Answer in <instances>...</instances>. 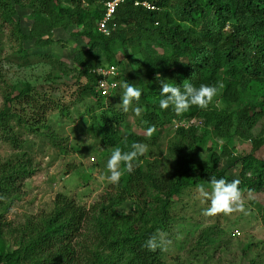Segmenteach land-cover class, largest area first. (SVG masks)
<instances>
[{
    "label": "trees",
    "instance_id": "trees-1",
    "mask_svg": "<svg viewBox=\"0 0 264 264\" xmlns=\"http://www.w3.org/2000/svg\"><path fill=\"white\" fill-rule=\"evenodd\" d=\"M105 1L0 0V19L12 25L17 14L13 5L30 6L35 14L30 35L25 36L18 26L19 37L15 32L13 35L20 41H35L39 49L55 44L57 30L80 29L71 34L72 38H82L87 43L75 62L80 68V79L86 80L80 88V97L94 100L101 110L94 120L95 137L107 151L115 147L128 151L135 142L154 146L159 137L157 131L171 126L174 120L201 118L205 121L202 129H175L176 135L169 145V167H157L143 155L134 162L131 173L124 171L116 187L121 202L134 197L138 198L137 202L148 200L142 211L138 203L139 222L148 225L153 219V227L145 226L144 233H139L138 222L134 221L124 223L121 233L115 232L111 225L114 220H108V208H103L95 220L98 243L93 252L88 250L93 257L85 256L86 264H156L161 251L151 250L148 241H156L157 224H167L173 201L183 190L210 188L211 176L232 181L229 173L240 166L242 192L264 194V162L255 157V152L264 147V137L253 139L252 135L256 123L264 122V0H148L160 8L157 12L129 2L118 8L108 37L98 32ZM118 49L138 51L143 65L133 73L126 71L114 59ZM104 57L108 58L107 62L102 61ZM107 66L118 68L119 84L126 80L143 90L139 125L146 133L154 128L150 136L119 133L125 117L105 101L120 88L109 97L97 91L100 78L96 71ZM157 75L181 88L184 82L196 87L214 86L217 95L207 109L193 106L183 116H176L172 107L167 110L159 107ZM37 90L27 85L19 92L6 94L0 110V145H8L18 152L25 143V135H45L43 129L48 130L46 122L53 111L65 114L63 108L48 105V101H53L50 94ZM216 102L230 113L213 110ZM16 106L23 109L19 111ZM212 134H218L227 144L220 156L213 152L207 164H197V150L206 145ZM240 139L252 142L249 155H234L231 151ZM18 162V165L9 162L0 166V193L13 192L18 182L33 174L26 172L22 161ZM86 212L65 196H58L54 212L20 243L19 250L0 255V264L74 263L72 246L79 243ZM212 231L204 233L203 243L210 242ZM105 251L110 254L104 255Z\"/></svg>",
    "mask_w": 264,
    "mask_h": 264
},
{
    "label": "rangeland",
    "instance_id": "rangeland-1",
    "mask_svg": "<svg viewBox=\"0 0 264 264\" xmlns=\"http://www.w3.org/2000/svg\"><path fill=\"white\" fill-rule=\"evenodd\" d=\"M13 6L17 12L14 23L10 25L0 19V110L7 93L19 92L29 85L43 94H50L53 101H48V105L63 108L65 114L53 111L46 122L48 130L43 129L45 135H25V143L18 152L8 145H0V166L9 162L18 165V161H22L27 167L26 172L33 173L18 182L13 192L0 193V255L19 250L20 243L54 212L55 202L62 195L87 211L79 243L72 246L75 252L72 264H86L85 256L93 257L88 250L93 252L97 247L98 222L95 220L103 208L109 209L108 220H114L111 225L115 232L121 233L124 223L137 221L139 233H144L143 228L153 227L155 220L148 225L139 222L138 203L142 211L148 200L137 202L138 198L134 197L121 202L117 185L100 179L106 174V163L112 150L107 151L95 137L94 120L101 110L94 100L80 97V88L86 80L80 79V68L75 62L76 56L87 48V43L82 38L71 37L79 28L55 31V44L39 49L35 41L17 38V26L25 36L30 35L35 21L33 10L30 6ZM114 59L130 73L143 65L140 53L132 49H118ZM107 60L104 57L102 61ZM121 91L105 101L125 117L119 133L122 136L129 132L147 134L133 112L121 110ZM16 108L23 109L21 106ZM212 109L230 113L220 102L214 103ZM252 129L253 139L264 137L261 135L264 134V122L256 123ZM157 132L159 137L154 146L149 145L144 155L163 169L171 165L169 145L176 134L170 125ZM226 144L218 134H212L206 145L196 151V163L207 164L213 152L220 156ZM252 150V142L245 139L237 140L231 149L236 155H249ZM255 157L264 162V147L255 152ZM241 170L237 167L229 177L240 180ZM242 193L245 212L207 217L203 211L209 202L200 195L199 188L183 190L169 210L170 220L166 225L158 223L154 230L156 250L161 251L156 264H264V194ZM210 230H213L210 242L205 244L202 242L204 233ZM103 254L110 253L105 251Z\"/></svg>",
    "mask_w": 264,
    "mask_h": 264
},
{
    "label": "clouds",
    "instance_id": "clouds-1",
    "mask_svg": "<svg viewBox=\"0 0 264 264\" xmlns=\"http://www.w3.org/2000/svg\"><path fill=\"white\" fill-rule=\"evenodd\" d=\"M132 2L134 3V0ZM104 15H105V8H104ZM101 20L99 22H101ZM113 21L109 24V26L113 23ZM99 22H98V29H99ZM102 68H113V69L110 70V73L98 71L97 73H99L100 75L115 76L117 72H118L117 78L120 75V72L117 67L107 66ZM156 79L160 84V99H159L160 109L167 110L169 109V107H172L176 116H183L185 113L189 112L193 106L198 107L199 109H207L208 106L213 102L214 97L217 95V88L214 86L202 84L199 87H196L190 82H184L181 88L166 82V80L162 79L159 75H157ZM118 86H119L118 89L120 88L122 90L119 93L121 97V103H119V105L121 106V110L124 113H128L129 111H131L137 117H139L143 110L142 106L140 105V98L142 96L143 90L140 87L128 83L126 80L121 81ZM112 87L115 88L117 87V85L113 84ZM185 120L199 121L201 123L199 127L193 126L197 129H202L204 127V121L201 118H193V119H185ZM170 127L175 130L173 123ZM153 131L154 128H149L147 134L150 136ZM147 151H148V146L140 142L133 143L131 145L130 150L128 151L123 150L121 147H115L107 159L106 174L102 175L100 179L106 180L108 183L112 185H118L121 181L124 171L126 170L128 173H131L133 171L134 162L137 161L139 157L143 156ZM234 155H236V153H234ZM93 160L94 159L92 158V161ZM209 186L211 189L210 191L206 190L204 186H201L199 188L200 195L203 196L209 202V206L204 209L203 215L207 217H214L219 214H223L224 216H230L235 212L246 211L245 201L243 198L242 190L240 188V181L238 179L228 181L225 178L217 179L215 176H211L209 180ZM148 247L151 250L155 251L156 248L158 247V244L154 239H152L148 241Z\"/></svg>",
    "mask_w": 264,
    "mask_h": 264
},
{
    "label": "built area",
    "instance_id": "built-area-1",
    "mask_svg": "<svg viewBox=\"0 0 264 264\" xmlns=\"http://www.w3.org/2000/svg\"><path fill=\"white\" fill-rule=\"evenodd\" d=\"M133 0H107L104 2V8H105V15L103 17V19L101 20V22H99V32L101 34H103L104 36H110L111 35V31L109 30L108 26L109 24L113 21L115 13L117 11V9L127 3V2H132ZM134 5L135 7H141L145 10L148 11H159V7L148 1V0H134ZM113 68H100L96 71V73L98 71H103L106 73H110V70ZM97 75L99 76V85H98V91L105 97H109L113 92H115L118 89V82L116 81V78L118 76V72L116 73L115 76L112 75H108V76H104V75H100L99 73H97ZM104 82V83H103ZM116 84L117 87L113 88L112 85ZM201 123L199 121L196 120H182V121H178V120H174L173 121V126L175 129L177 128H186L189 129L193 126L199 127Z\"/></svg>",
    "mask_w": 264,
    "mask_h": 264
}]
</instances>
